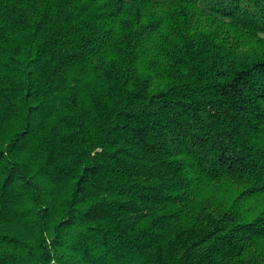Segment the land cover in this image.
<instances>
[{"label": "trees", "instance_id": "trees-1", "mask_svg": "<svg viewBox=\"0 0 264 264\" xmlns=\"http://www.w3.org/2000/svg\"><path fill=\"white\" fill-rule=\"evenodd\" d=\"M0 264H264V0H0Z\"/></svg>", "mask_w": 264, "mask_h": 264}]
</instances>
